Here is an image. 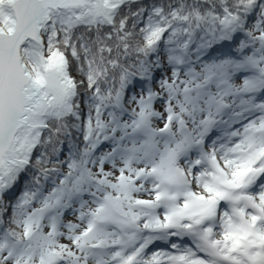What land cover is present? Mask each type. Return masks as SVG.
Instances as JSON below:
<instances>
[{
	"label": "snow or ice",
	"instance_id": "obj_1",
	"mask_svg": "<svg viewBox=\"0 0 264 264\" xmlns=\"http://www.w3.org/2000/svg\"><path fill=\"white\" fill-rule=\"evenodd\" d=\"M0 264H264V0H0Z\"/></svg>",
	"mask_w": 264,
	"mask_h": 264
},
{
	"label": "bare ground",
	"instance_id": "obj_2",
	"mask_svg": "<svg viewBox=\"0 0 264 264\" xmlns=\"http://www.w3.org/2000/svg\"><path fill=\"white\" fill-rule=\"evenodd\" d=\"M161 246H163V245H161Z\"/></svg>",
	"mask_w": 264,
	"mask_h": 264
}]
</instances>
